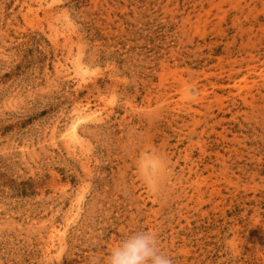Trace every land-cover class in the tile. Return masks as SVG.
<instances>
[{"label": "rangeland", "instance_id": "obj_1", "mask_svg": "<svg viewBox=\"0 0 264 264\" xmlns=\"http://www.w3.org/2000/svg\"><path fill=\"white\" fill-rule=\"evenodd\" d=\"M138 230L264 264V0H0V264Z\"/></svg>", "mask_w": 264, "mask_h": 264}, {"label": "clouds", "instance_id": "obj_2", "mask_svg": "<svg viewBox=\"0 0 264 264\" xmlns=\"http://www.w3.org/2000/svg\"><path fill=\"white\" fill-rule=\"evenodd\" d=\"M88 264H173L153 230L133 231L112 245L102 259L92 255Z\"/></svg>", "mask_w": 264, "mask_h": 264}, {"label": "bare ground", "instance_id": "obj_3", "mask_svg": "<svg viewBox=\"0 0 264 264\" xmlns=\"http://www.w3.org/2000/svg\"><path fill=\"white\" fill-rule=\"evenodd\" d=\"M76 125H77V120H75L73 122V125H72V132H73V134H75Z\"/></svg>", "mask_w": 264, "mask_h": 264}]
</instances>
